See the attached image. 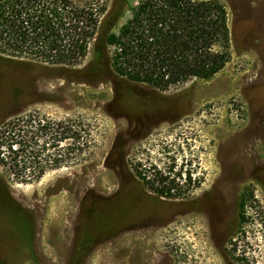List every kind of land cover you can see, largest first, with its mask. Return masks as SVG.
<instances>
[{
  "label": "rangeland",
  "instance_id": "rangeland-1",
  "mask_svg": "<svg viewBox=\"0 0 264 264\" xmlns=\"http://www.w3.org/2000/svg\"><path fill=\"white\" fill-rule=\"evenodd\" d=\"M73 1L107 7L105 35L138 0ZM221 1L230 61L165 91L118 76L101 46L73 66L0 52V124L36 110L84 120L90 140L32 182L0 165V264H264V0ZM170 156L202 181L183 198L152 192L132 166Z\"/></svg>",
  "mask_w": 264,
  "mask_h": 264
},
{
  "label": "trees",
  "instance_id": "trees-1",
  "mask_svg": "<svg viewBox=\"0 0 264 264\" xmlns=\"http://www.w3.org/2000/svg\"><path fill=\"white\" fill-rule=\"evenodd\" d=\"M106 11V6L73 0H0V52L73 66L92 45L101 46L118 76L164 91L192 79H210L231 59L228 12L221 0H138L117 31L102 35ZM88 127L80 118L58 120L36 110L9 118L0 124V165L16 182L38 180L50 169L83 158ZM169 158L161 166L135 157L132 166L149 190L185 197L201 178L192 168L184 170L175 156ZM244 208L240 204V222L246 218Z\"/></svg>",
  "mask_w": 264,
  "mask_h": 264
},
{
  "label": "flooded vegetation",
  "instance_id": "flooded-vegetation-1",
  "mask_svg": "<svg viewBox=\"0 0 264 264\" xmlns=\"http://www.w3.org/2000/svg\"><path fill=\"white\" fill-rule=\"evenodd\" d=\"M133 169H134V168H133ZM135 174H136V173H135ZM136 176H137V175H136ZM140 181H141V180H140ZM142 184H143V183H142ZM143 185H144V184H143ZM145 187H146V186H145ZM197 188H198V187H197ZM195 189H196V188H195ZM195 189H194V190H195ZM194 190H193V191H194ZM193 191H192V192H193ZM152 192H153V191H152ZM192 192H191V193H192ZM154 193H155V192H154ZM156 194H157V193H156ZM158 195H159V194H158ZM160 196H162V195H160ZM163 197H165V196H163ZM167 198H168V197H167ZM180 198H183V197H180ZM175 199H176V198H175Z\"/></svg>",
  "mask_w": 264,
  "mask_h": 264
},
{
  "label": "bare ground",
  "instance_id": "bare-ground-1",
  "mask_svg": "<svg viewBox=\"0 0 264 264\" xmlns=\"http://www.w3.org/2000/svg\"><path fill=\"white\" fill-rule=\"evenodd\" d=\"M106 203V202H105Z\"/></svg>",
  "mask_w": 264,
  "mask_h": 264
}]
</instances>
